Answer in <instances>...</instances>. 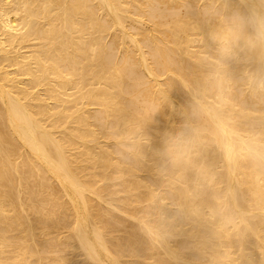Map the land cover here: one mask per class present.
Listing matches in <instances>:
<instances>
[{"label":"bare ground","instance_id":"1","mask_svg":"<svg viewBox=\"0 0 264 264\" xmlns=\"http://www.w3.org/2000/svg\"><path fill=\"white\" fill-rule=\"evenodd\" d=\"M247 4L0 0V264H264Z\"/></svg>","mask_w":264,"mask_h":264},{"label":"clouds","instance_id":"2","mask_svg":"<svg viewBox=\"0 0 264 264\" xmlns=\"http://www.w3.org/2000/svg\"><path fill=\"white\" fill-rule=\"evenodd\" d=\"M231 26V35L242 49L255 51L264 48V0H248L246 10L237 11L232 16ZM179 135L182 134L170 142L178 140Z\"/></svg>","mask_w":264,"mask_h":264}]
</instances>
